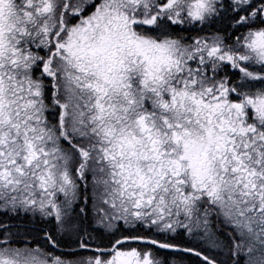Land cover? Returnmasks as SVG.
<instances>
[{"label": "snow or ice", "instance_id": "6c2138e0", "mask_svg": "<svg viewBox=\"0 0 264 264\" xmlns=\"http://www.w3.org/2000/svg\"><path fill=\"white\" fill-rule=\"evenodd\" d=\"M0 264H264V0H0Z\"/></svg>", "mask_w": 264, "mask_h": 264}]
</instances>
